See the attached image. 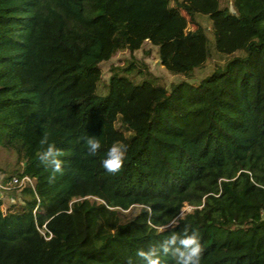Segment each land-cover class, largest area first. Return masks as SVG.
Returning a JSON list of instances; mask_svg holds the SVG:
<instances>
[{
	"label": "trees",
	"instance_id": "1",
	"mask_svg": "<svg viewBox=\"0 0 264 264\" xmlns=\"http://www.w3.org/2000/svg\"><path fill=\"white\" fill-rule=\"evenodd\" d=\"M232 3L0 0V145L22 161L8 175L34 182L18 189L19 208L3 212L0 199V264H146L138 249L186 226L200 264H264V0ZM198 13L215 49L232 55L221 66L167 89L132 78L148 74L133 59L97 93L98 63L146 40L189 78L209 57ZM45 135L62 152L54 181L39 160ZM113 143L127 146L116 174L102 167ZM184 204L193 209L179 217Z\"/></svg>",
	"mask_w": 264,
	"mask_h": 264
},
{
	"label": "rangeland",
	"instance_id": "2",
	"mask_svg": "<svg viewBox=\"0 0 264 264\" xmlns=\"http://www.w3.org/2000/svg\"><path fill=\"white\" fill-rule=\"evenodd\" d=\"M233 0H220L221 6H227L230 11L233 9ZM197 22L205 29L208 41L209 57L205 61L204 65L197 67L193 70L189 78L180 73H171L165 67H163L158 58L157 46L152 45L146 40L142 47L137 50H131L129 48L118 50L114 52L107 60L98 63V67L101 71V77L97 84V93H105V85L108 82L111 67H120L127 64L130 60H136L137 64L144 73H148L145 76L138 73H131L130 76L135 80L141 81L143 77H148L154 82L161 84L165 88L169 89L172 83L179 82L181 80H187L191 83H198L203 77L208 75L216 67L221 66L226 58H230L232 55H225L218 52L214 47V37L211 31V19L207 14L198 13L196 16ZM189 28H194V25L189 24ZM242 50H237L234 55H243ZM22 167V161L17 157L16 152L6 146L0 145V170L6 174H12L13 172L20 170ZM11 195V196H9ZM3 205L1 209L3 212L10 207V204H15L17 208L21 205V198L19 191L14 189L8 193L3 194ZM14 198L15 200H12ZM193 209V206L184 204L180 208L179 217H182L186 212ZM162 229V227H161Z\"/></svg>",
	"mask_w": 264,
	"mask_h": 264
},
{
	"label": "clouds",
	"instance_id": "3",
	"mask_svg": "<svg viewBox=\"0 0 264 264\" xmlns=\"http://www.w3.org/2000/svg\"><path fill=\"white\" fill-rule=\"evenodd\" d=\"M41 144H47V148L39 154V160L42 164L52 169L50 180L55 179L56 173H62V161L59 158L62 152L55 145L48 143L47 135L41 140ZM89 155H96L101 148V143L95 136L86 138ZM127 153V146L120 143H113L107 150L106 157L102 160V167L111 174L118 173L124 166ZM178 222L173 220L170 226H175ZM171 254L175 264H200L201 254L203 252L200 239L195 231L189 234V228L186 226L183 234L172 233L159 247L150 246L147 250L138 249L136 255L144 260L146 264H161L160 253ZM129 264H133L129 259Z\"/></svg>",
	"mask_w": 264,
	"mask_h": 264
},
{
	"label": "built area",
	"instance_id": "4",
	"mask_svg": "<svg viewBox=\"0 0 264 264\" xmlns=\"http://www.w3.org/2000/svg\"><path fill=\"white\" fill-rule=\"evenodd\" d=\"M26 185L34 189V182L30 176L17 174L8 175L0 171V199L3 200V194L14 189L18 190ZM260 217L264 219V210L260 211Z\"/></svg>",
	"mask_w": 264,
	"mask_h": 264
},
{
	"label": "water",
	"instance_id": "5",
	"mask_svg": "<svg viewBox=\"0 0 264 264\" xmlns=\"http://www.w3.org/2000/svg\"><path fill=\"white\" fill-rule=\"evenodd\" d=\"M170 226V223L169 224H167L165 227H169Z\"/></svg>",
	"mask_w": 264,
	"mask_h": 264
},
{
	"label": "crops",
	"instance_id": "6",
	"mask_svg": "<svg viewBox=\"0 0 264 264\" xmlns=\"http://www.w3.org/2000/svg\"><path fill=\"white\" fill-rule=\"evenodd\" d=\"M9 196H11V195H9ZM12 200H15L14 198H12Z\"/></svg>",
	"mask_w": 264,
	"mask_h": 264
}]
</instances>
